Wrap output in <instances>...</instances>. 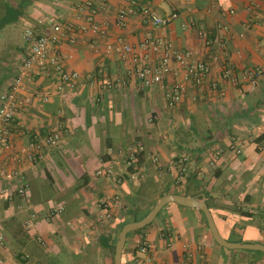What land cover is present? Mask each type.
Wrapping results in <instances>:
<instances>
[{
    "label": "crops",
    "instance_id": "0c3cea01",
    "mask_svg": "<svg viewBox=\"0 0 264 264\" xmlns=\"http://www.w3.org/2000/svg\"><path fill=\"white\" fill-rule=\"evenodd\" d=\"M131 2L176 17L158 27L137 12L120 20ZM48 18L76 31L56 46L63 69L77 73L69 84L49 71L22 73L24 30L46 32ZM158 39L207 67L198 83L187 63H170L160 83L141 85L134 69L158 66ZM19 76L16 97L30 98L12 117L10 148L0 147V264H113L120 224L170 193L203 196L226 241L264 245V0H0V95ZM173 83L184 90L168 106ZM54 133L59 147L44 145ZM34 146L31 162L14 159ZM132 155L142 159L135 171ZM140 243L146 254L135 251ZM135 259L264 264V253L221 249L199 211L171 204L126 238L121 264Z\"/></svg>",
    "mask_w": 264,
    "mask_h": 264
},
{
    "label": "built area",
    "instance_id": "2783aa9c",
    "mask_svg": "<svg viewBox=\"0 0 264 264\" xmlns=\"http://www.w3.org/2000/svg\"><path fill=\"white\" fill-rule=\"evenodd\" d=\"M139 13L142 18L154 27L163 26L173 20L176 15L170 14L167 17L160 18L156 16L152 11L144 6L136 7L131 2V6L126 11H120L118 18L122 20L124 14ZM48 31L40 33L35 32L30 28L24 30L23 41L27 46L26 57L22 61L21 69L22 73L35 72L45 74L48 71L52 72L61 84H69L71 81L77 78V73L67 72L63 69L56 51V46L62 42L72 44L76 37V31L70 26H62L52 18H48L45 21ZM93 32L96 28L93 27ZM150 47L154 52H160L158 66L138 65L135 67L134 72L139 79L141 85L149 86L161 82L164 75L170 72V63H177L180 66L187 63L186 75L192 77L195 82H199L201 77L207 72V67L201 62H186L191 58V54L186 52L184 54L175 52L171 49L168 43H165L162 39L150 43ZM124 51H130L128 46L123 47ZM136 62V59L132 60ZM246 77L249 80L250 87L253 88L256 84L255 76L252 72H247ZM22 87L21 77H17L11 84L10 89L0 95V147L1 149L8 150L10 148L9 128L12 117L15 110L29 102V96H24L21 99H17L16 92ZM184 87L179 83H173L166 94V103L168 106H174L180 101V97ZM42 101H46L45 96H41ZM58 135L56 133L48 135L43 139V144L46 146L58 148ZM38 147L21 148L17 154L14 155V159L17 162H24L25 160L31 162L34 153ZM137 161L135 156L129 158V162L134 164ZM178 175L176 179L182 180L185 176V158L178 160ZM101 173V172H98ZM102 174V173H101ZM107 175L111 174V170H107ZM2 176L10 180L12 176L11 171L2 170ZM16 193L20 196H24L25 189L23 187L16 188ZM60 209H52V212H59ZM138 252L146 254L148 246L144 243H140L137 246ZM191 264V263H188Z\"/></svg>",
    "mask_w": 264,
    "mask_h": 264
},
{
    "label": "water",
    "instance_id": "95a60500",
    "mask_svg": "<svg viewBox=\"0 0 264 264\" xmlns=\"http://www.w3.org/2000/svg\"><path fill=\"white\" fill-rule=\"evenodd\" d=\"M169 204H175L188 209H195L202 213L211 239L217 246L227 250H253L264 253V245L257 243H231L223 239L216 229L215 223L203 196H185L170 193L158 198L152 208L142 219L128 222L121 227L114 244L113 264H121V254L126 240V235L149 225L156 218L157 214Z\"/></svg>",
    "mask_w": 264,
    "mask_h": 264
},
{
    "label": "trees",
    "instance_id": "16d2710c",
    "mask_svg": "<svg viewBox=\"0 0 264 264\" xmlns=\"http://www.w3.org/2000/svg\"><path fill=\"white\" fill-rule=\"evenodd\" d=\"M141 156L139 155V156H137V161H136V165H130L129 166V170H132V171H135V170H137L138 168H139V166H140V164H141ZM169 205H171V204H169ZM168 206V205H167ZM166 208V206L157 214V216H156V218L149 224V225H147L146 227H144V228H142V229H140V230H136V231H134V232H130V233H128L127 235H126V238L128 237V236H130L131 234H140V233H142L144 230H146L147 228H149L150 226H152V224L153 223H155V221L159 218V216L162 214V212L164 211V209ZM200 213V212H199ZM147 214V213H146ZM200 215H201V217H202V222L204 223V225L206 226V222H205V220H204V217H203V215H202V213H200ZM145 215H143V216H134V217H132V218H129V219H127V220H125L124 222H122L121 224H120V226L118 227V229H117V232H116V235H117V233L119 232V230L121 229V227L124 225V224H126V223H128V222H132V221H138V220H140V219H142L143 217H144ZM207 227V226H206ZM167 231V230H166ZM213 241V240H212ZM115 242H116V239L113 241V243H112V245L109 247V251H110V256L112 257L113 256V252H114V244H115ZM214 243V242H213ZM145 244V243H144ZM214 245H216L215 243H214ZM217 246V245H216ZM221 248V247H220ZM221 249H224V248H221ZM135 251H138V249L136 248L135 249ZM136 263H138V260L137 259H135L133 262H131L130 264H136Z\"/></svg>",
    "mask_w": 264,
    "mask_h": 264
},
{
    "label": "rangeland",
    "instance_id": "374dc122",
    "mask_svg": "<svg viewBox=\"0 0 264 264\" xmlns=\"http://www.w3.org/2000/svg\"><path fill=\"white\" fill-rule=\"evenodd\" d=\"M117 235H118V234H117ZM117 235H116L115 239H117ZM136 248H137V247H136ZM138 255H140V253H139Z\"/></svg>",
    "mask_w": 264,
    "mask_h": 264
}]
</instances>
